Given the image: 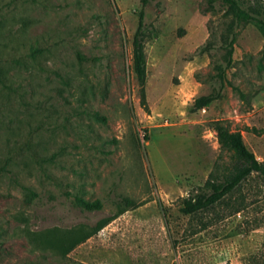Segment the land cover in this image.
I'll list each match as a JSON object with an SVG mask.
<instances>
[{
	"label": "rangeland",
	"instance_id": "rangeland-1",
	"mask_svg": "<svg viewBox=\"0 0 264 264\" xmlns=\"http://www.w3.org/2000/svg\"><path fill=\"white\" fill-rule=\"evenodd\" d=\"M219 121L264 162V34L222 1L0 0V264H264V177L181 210L233 165Z\"/></svg>",
	"mask_w": 264,
	"mask_h": 264
},
{
	"label": "trees",
	"instance_id": "trees-1",
	"mask_svg": "<svg viewBox=\"0 0 264 264\" xmlns=\"http://www.w3.org/2000/svg\"><path fill=\"white\" fill-rule=\"evenodd\" d=\"M150 0H141L143 5ZM225 3L229 11L233 14L237 23L247 22L255 24L264 34V0H220ZM145 14L144 10L139 12V21L133 43V67L134 72L141 86L142 102L146 103L145 84L147 80V55L143 38V28ZM235 38L231 41V47ZM209 50V46L202 47L200 53ZM232 53V49L230 50ZM230 64V62H229ZM219 76L225 77V69L220 68ZM220 97V92L203 95L195 100L197 109L208 106ZM218 141L222 150L231 153L233 165L228 173L223 177L211 173L203 186H199L195 192L190 193L182 200L181 210L186 214H196L214 207L226 196L233 192L244 180L253 174L264 177V162H261L246 145L244 136L240 130H232L226 123L219 121L216 123ZM255 133L264 132V128H251ZM80 206L87 210H97L103 207L100 200L77 199ZM104 226V225H103ZM102 228V227H101Z\"/></svg>",
	"mask_w": 264,
	"mask_h": 264
}]
</instances>
